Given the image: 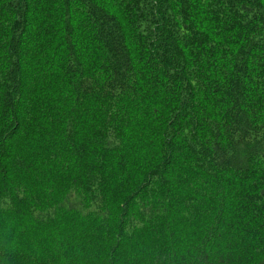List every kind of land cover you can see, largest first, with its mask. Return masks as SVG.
Returning a JSON list of instances; mask_svg holds the SVG:
<instances>
[{
    "label": "trees",
    "instance_id": "16d2710c",
    "mask_svg": "<svg viewBox=\"0 0 264 264\" xmlns=\"http://www.w3.org/2000/svg\"><path fill=\"white\" fill-rule=\"evenodd\" d=\"M0 264H264V0H0Z\"/></svg>",
    "mask_w": 264,
    "mask_h": 264
}]
</instances>
